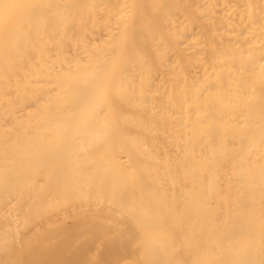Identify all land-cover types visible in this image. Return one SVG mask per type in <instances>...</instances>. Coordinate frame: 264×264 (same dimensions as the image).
Listing matches in <instances>:
<instances>
[{
	"label": "bare ground",
	"instance_id": "1",
	"mask_svg": "<svg viewBox=\"0 0 264 264\" xmlns=\"http://www.w3.org/2000/svg\"><path fill=\"white\" fill-rule=\"evenodd\" d=\"M0 264H264V0H0Z\"/></svg>",
	"mask_w": 264,
	"mask_h": 264
}]
</instances>
